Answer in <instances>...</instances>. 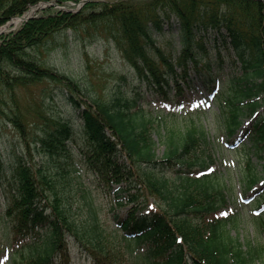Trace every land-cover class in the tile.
<instances>
[{
	"label": "trees",
	"instance_id": "1",
	"mask_svg": "<svg viewBox=\"0 0 264 264\" xmlns=\"http://www.w3.org/2000/svg\"><path fill=\"white\" fill-rule=\"evenodd\" d=\"M52 1L81 0H0V27ZM175 30L180 48L172 60L159 37ZM71 40L83 47L110 44L169 103L172 90L181 94L191 64L207 90H217L230 135L263 109L247 128L252 146L242 147L253 171L247 189L263 177L248 154L264 170L263 1L95 0L77 12L48 8L0 34V122L14 127L25 146L11 161L0 152V183L8 189L15 182L0 211V237L14 249L11 264H72L68 241L92 264H264V242L243 244L230 235L237 221L223 214L224 180L207 172L209 134L195 124L165 126L158 131L160 156L154 118L136 98L121 89L107 97L90 93L47 63V51ZM56 95L82 121L78 147L70 146L78 140L72 118L50 113L47 99ZM111 190L117 207L129 206L125 215L113 214V229L98 199ZM3 245L0 240V253ZM27 246L39 252L25 254Z\"/></svg>",
	"mask_w": 264,
	"mask_h": 264
},
{
	"label": "rangeland",
	"instance_id": "2",
	"mask_svg": "<svg viewBox=\"0 0 264 264\" xmlns=\"http://www.w3.org/2000/svg\"><path fill=\"white\" fill-rule=\"evenodd\" d=\"M107 1V0H96ZM109 1V0H108ZM48 4L42 3L37 6L36 12L33 15H39L42 11L48 9ZM77 6L69 4L66 9H75ZM57 8V7H56ZM30 9V10H31ZM14 19L8 24L0 27V34L9 32L21 26L22 20ZM178 34L175 30V36L167 32L164 36L159 37V45L165 50L167 56L173 54L175 60L178 56L180 48ZM64 42V40L60 41ZM215 54V51H212ZM47 63L69 75L75 76L87 86L90 93L101 92L104 96L112 93V91L121 89L127 97L136 98L138 104L145 111L144 113L154 118L153 137L158 142L157 153L161 156L164 147L160 144L159 130L163 127L177 125L187 127L195 124L199 128H203L210 136L206 155H209L208 164L212 175H218L221 180H224L227 204L223 211L226 215L237 221L236 226H231L230 235L234 239H238L243 244L248 241L254 243L264 242V232L261 226L264 222L261 217L264 211V170L262 162H259L253 153L248 152L255 164V169L262 177L258 181L253 190L247 189V178L251 176L253 171H249L245 152L242 149V144L252 146L249 137L245 133V128L249 126L251 120H247L243 128L230 137L225 128L221 117V109L215 101L210 91L207 90L205 84L195 74V70L190 64V69L186 79L182 82V95H176V91L172 90L171 95L173 103L165 102L164 99L156 95L146 83H142L132 67L122 58L119 52L110 44L100 41L85 47L76 45L71 40L65 46L59 44L58 48L50 52H46ZM232 61L227 60L226 70L229 72V66ZM227 74V72H226ZM225 72L221 73V90L225 86ZM56 88V87H55ZM57 88L55 89V92ZM50 104V113L54 116L70 119L72 118L74 127H76L78 140L71 142L72 147H78L77 144L84 142L81 134L82 121L79 115L75 112L70 104L58 97L47 99ZM239 139V141H238ZM35 145V144H34ZM25 149L24 143L19 139V136L11 125H3L0 122V152L7 160L14 157L16 154H21ZM36 160H39L37 152L33 154ZM14 180L7 184L8 189L0 183V211L6 208L8 202L9 191L14 192ZM254 190H259L258 193H253ZM7 192V193H5ZM99 194V193H98ZM262 194V196H260ZM124 200H127L126 195H123ZM99 200H103V218L113 219L114 212L123 215L126 213L127 206L117 208V211H111L110 202L114 203L115 198L113 192L110 194H101ZM154 202V199H151ZM263 208V209H262ZM263 221V222H262ZM112 221V229L114 228ZM5 250L0 253V264H11L13 256V247L7 246L4 237H0ZM25 254L39 252L37 246H27L23 249ZM70 251L73 257L72 264H92L90 258L80 252L78 245L74 242L70 243ZM20 261V256H17ZM59 262V260H57Z\"/></svg>",
	"mask_w": 264,
	"mask_h": 264
},
{
	"label": "bare ground",
	"instance_id": "3",
	"mask_svg": "<svg viewBox=\"0 0 264 264\" xmlns=\"http://www.w3.org/2000/svg\"><path fill=\"white\" fill-rule=\"evenodd\" d=\"M36 8H33L32 10H30L27 14H26V17H28V16H32L33 14H35V12H36ZM17 21H19V20H17Z\"/></svg>",
	"mask_w": 264,
	"mask_h": 264
},
{
	"label": "water",
	"instance_id": "4",
	"mask_svg": "<svg viewBox=\"0 0 264 264\" xmlns=\"http://www.w3.org/2000/svg\"><path fill=\"white\" fill-rule=\"evenodd\" d=\"M88 1H90V0H83L82 1V4H85L86 2H88ZM32 18V17H31ZM30 19V18H29Z\"/></svg>",
	"mask_w": 264,
	"mask_h": 264
}]
</instances>
